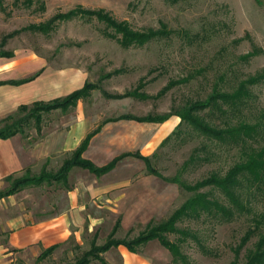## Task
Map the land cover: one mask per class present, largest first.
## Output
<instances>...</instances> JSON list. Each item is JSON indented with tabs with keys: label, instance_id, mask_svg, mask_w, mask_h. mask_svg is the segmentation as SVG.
<instances>
[{
	"label": "rangeland",
	"instance_id": "obj_1",
	"mask_svg": "<svg viewBox=\"0 0 264 264\" xmlns=\"http://www.w3.org/2000/svg\"><path fill=\"white\" fill-rule=\"evenodd\" d=\"M43 1L45 11L35 12L32 9L14 8L11 0H5L11 13H0V38L15 29L45 21L57 12H66L77 5L87 9H104L116 21L125 22L138 32L162 31L159 37L149 40L142 47L124 49L115 39L104 36L103 31H108L120 37L103 23L95 19L85 21L77 18L59 24L48 36L22 32L7 41L5 49L13 51L18 75H32L42 68L34 85L36 91L59 88L62 83L60 79L63 78L69 79L64 91L80 87L85 81L98 84L99 88L92 91L90 97L78 102L64 116L68 120L65 128L76 118V141L86 130L97 128L108 118L124 113L135 116L165 114L172 107L179 108L187 101L204 99L215 84L220 90L232 92L241 81L264 74V0ZM109 73H112L110 77L100 79ZM181 78L186 81L175 85L162 96L153 98L170 80ZM140 79L145 82L140 92L153 99H108L102 94L103 91L112 95L123 94L134 89ZM246 88L250 96L236 117L231 118L260 124L262 128L256 138V145L264 147V78ZM54 94L49 91L40 98L45 99ZM29 105L17 116L30 112L32 106ZM226 114L222 120H226L230 112ZM59 118L60 112L52 111L43 115L38 129L31 123L24 125L19 134L35 142L41 132L52 131L53 127L46 128L45 125L53 122L52 126H55ZM77 120L84 121L80 124ZM5 125L0 120V131ZM112 126L115 125H109L104 131L107 139H111L118 131ZM135 126L119 129L124 131L126 143L134 132L137 137L144 134L147 139L156 131L158 124ZM203 143L212 153L209 161L181 170L193 150ZM116 152L110 146L108 154L101 157L93 153L89 155L97 161H106ZM153 152L155 155L151 163L159 176H179L186 184L202 180L211 171L223 173L239 156L238 148L209 145L191 131L186 123L178 127V132L166 144ZM43 171L47 172L45 169ZM38 173L27 175L38 176ZM73 181H76V189L84 206L79 214V221L83 223L81 245L76 246L74 263L89 249L93 237L97 246L108 240L116 222L118 226L111 240L135 239L146 230L148 223H157L169 217L188 196L178 184L149 174L144 163L132 157L124 159L113 171L102 177L76 168V174L69 178L68 185ZM249 204L252 212L263 210V201L258 194L249 198ZM91 221H96V225L88 232L86 227ZM177 225L198 230L202 244L206 247L207 253H203L190 240L182 245L181 252L190 264H230L234 260L233 250L250 225V220L246 214H236L229 222L185 220ZM168 237L174 239L172 234ZM256 239V236L252 237L240 250L239 261L243 259L245 249L251 248ZM140 253L149 259L150 264H172L169 252L156 240L141 247ZM102 256L108 264L120 263L114 250ZM90 264L100 263L92 260Z\"/></svg>",
	"mask_w": 264,
	"mask_h": 264
},
{
	"label": "trees",
	"instance_id": "obj_2",
	"mask_svg": "<svg viewBox=\"0 0 264 264\" xmlns=\"http://www.w3.org/2000/svg\"><path fill=\"white\" fill-rule=\"evenodd\" d=\"M11 6L14 8L32 9V11L35 12L45 11V3L43 0H11ZM0 13L5 15L11 13L10 10L7 9L5 0H0ZM77 18L85 21L95 19L103 23L106 28L120 35V37H116L112 32L103 31L104 36L115 39L118 45L124 49L142 47L149 40L157 38L162 34V31H135L125 22L116 21L111 14L104 9H87L77 5L66 12H57L45 21L32 23L2 35L0 38V57L11 58L14 56L13 51L5 49V45L9 39L20 33L27 32L33 35L40 34L48 36L51 32L56 30L59 24ZM39 73L40 72H37L25 79L0 81V85H19L26 83L35 79ZM113 73H116V71ZM111 75L112 73L106 74L100 79L110 77ZM262 78H264V74L247 78L241 81L232 92L220 90L217 84H215L204 99L187 101L179 108L172 107L171 110L165 114L149 113L144 116L123 114L118 117L108 118L102 122V124H104L125 119L137 122L163 123L171 116H176L180 119L179 124L172 133L162 140L159 147L166 144L171 136L178 132V127L181 124L186 123L191 131L206 140L211 146L238 148V160L223 173L211 171L202 180L194 184H186L179 176L171 178L159 176L151 163V159L155 153L151 156H141L138 153H123L113 158L106 165L98 167L81 156L87 148L91 137L99 131L98 127L85 136L80 145L64 160L63 164L56 172L42 171L38 176H29L25 174L14 179L8 177L6 180L10 181V185L6 191L0 193V197L12 194L28 185H39L44 182L50 183L52 181H65L68 172L73 167L86 170L99 177L110 172L123 158L132 156L144 163L149 174L164 181L178 184L188 194L187 198L166 219L157 223H148L146 230L135 239L128 241L111 240L118 226V222H116L107 237L108 240L100 246L92 243L90 248L83 252L81 257L74 264H90L92 260L100 264H106L102 254L110 248L123 245L129 251L137 252L148 242L154 240L158 241V243L169 252L172 264H190L186 255L181 252L183 244L190 240L201 249L203 253H207V250L202 244L198 230H194L190 227L180 228L177 224L185 220H194L197 222L208 221L210 223L229 222L236 214L248 215L250 225L247 227L238 245L233 250L234 260L230 264H264V147L256 145V138L259 136L261 132L260 128L262 127L260 124H250L244 119L231 118V116L236 117V113L239 112L240 107L246 104L247 98L250 96L246 86L255 84L261 81ZM183 81H186V79L170 80L153 98L162 96L166 91ZM144 85L145 82L140 79L134 89L126 91L123 94L112 95L104 91L102 94L106 98L111 99H149L151 96L144 94V92H140V89ZM98 88V84L86 81L81 88L72 91L66 96L48 101L33 102L29 105L32 106L31 111L22 116H17V114L27 109L28 105L19 106L15 112L1 120L6 125L4 129L0 131V138L13 136L19 133L24 125L27 126L31 123L38 129L42 122L43 115L56 110L65 112L74 108L78 101L87 99L91 96L92 91ZM227 112H230L229 117L226 120H222V117H226ZM211 154L208 146L204 143L201 144L199 148L193 150V153L183 164L181 170L184 171L196 163L208 162ZM203 188L207 190L201 191ZM256 194L260 195L263 201V210L260 212H252V208L249 204V198H252ZM169 234L174 235L173 240L169 239ZM254 236L257 237L256 241L252 243L253 245L251 248L245 249L243 259L239 261L240 250L245 247ZM54 248L55 247L49 248L43 252L41 256L51 252Z\"/></svg>",
	"mask_w": 264,
	"mask_h": 264
},
{
	"label": "crops",
	"instance_id": "obj_3",
	"mask_svg": "<svg viewBox=\"0 0 264 264\" xmlns=\"http://www.w3.org/2000/svg\"><path fill=\"white\" fill-rule=\"evenodd\" d=\"M13 59L14 56L11 58L0 57V81L20 80L34 75H18V68ZM41 71L42 68L37 72L41 73ZM40 73L35 79L26 83L0 85V120L15 112L21 105L66 96L81 88L86 82L80 87L64 91V86L69 79L63 78L60 79L62 83L59 88L52 87L43 92L36 91L34 85L38 81ZM49 91L56 94L45 99L40 98L43 94L47 95ZM59 112L60 118L56 121L55 126H52L53 122H48L47 126L45 125L46 128L53 127L52 131L41 132L39 139L35 142H32L30 137L19 133L7 138H0V193L8 189L10 185V181L6 180L8 177L14 179L23 174L37 175L44 169L47 172H52L51 170L56 172L64 160L80 145L85 136L98 127L99 131L91 137L81 156L100 167L123 153H138L141 156L153 155L155 153L153 151L159 147L162 140L179 124V118L176 116H171L163 123L120 119L101 123L95 129L86 130L76 141V118L71 121L69 127L65 128L68 120L64 119V116L69 110ZM121 115L123 114L118 116ZM72 117H76V115ZM77 121L81 124L84 120ZM138 124H158V127L147 139L144 134L139 138L134 132L132 138L126 143L124 131H119V129L135 128V125ZM109 125H115L112 127L118 130L111 139L104 136V131L108 129ZM96 141L99 143H95ZM110 146L117 152L106 161H97L89 155V153H93L101 157L108 154ZM66 154L67 157H65ZM128 157L132 156L120 160L111 171ZM55 160L56 162H54ZM75 174L76 167H73L68 172L65 181L28 185L12 194L0 197V264L74 263L76 246L81 245L80 237L83 227V223L79 221V214L84 210L80 193L76 189V181L69 185L67 183L69 178ZM94 225H96V221H91L86 230L91 232V227ZM92 243L96 244L94 237L90 241L89 248ZM51 247L55 248L41 256ZM113 250L118 254L119 264H150L149 259L140 253V249L137 252H131L123 245L110 248L103 254ZM104 260L108 264L105 258Z\"/></svg>",
	"mask_w": 264,
	"mask_h": 264
}]
</instances>
